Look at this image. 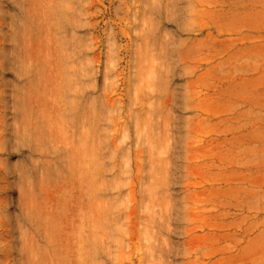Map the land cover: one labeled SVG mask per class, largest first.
<instances>
[{"label": "rangeland", "instance_id": "374dc122", "mask_svg": "<svg viewBox=\"0 0 264 264\" xmlns=\"http://www.w3.org/2000/svg\"><path fill=\"white\" fill-rule=\"evenodd\" d=\"M81 259L264 264V0H0V264Z\"/></svg>", "mask_w": 264, "mask_h": 264}, {"label": "bare ground", "instance_id": "6f19581e", "mask_svg": "<svg viewBox=\"0 0 264 264\" xmlns=\"http://www.w3.org/2000/svg\"><path fill=\"white\" fill-rule=\"evenodd\" d=\"M47 20H48V18H47ZM29 48H31V46H29ZM20 56L25 58L26 57V52L25 51H20ZM70 94H71L70 91H68V93H65L64 96L65 97H69ZM70 103H71V101L68 102V106H70ZM77 120H81V117H79ZM52 123L55 126H58L59 133L60 132L62 133V129H63V126H64L62 118L55 119ZM48 125H50L49 122L44 123L43 127L40 130H38V133L40 134V135H38V133H37V141L38 142L40 141L41 143H47L48 139H47L46 135L49 134V133H52V135H56V132L54 130L51 131V129H55V127L52 128L51 125L50 126H48ZM47 130H50V131L47 132ZM82 141H83V138H80V140H78V143L71 149V152L74 151V150L79 149L80 148L79 146L81 145L80 142H82ZM81 236L82 235H81V231H80V236L78 237V242H77L78 243V247H79V252L82 251L81 247L83 246V242H84V240L82 239ZM85 244H87V243H85ZM89 256L92 257V253H90ZM81 260H82L81 264H85L84 260L83 259H81Z\"/></svg>", "mask_w": 264, "mask_h": 264}]
</instances>
